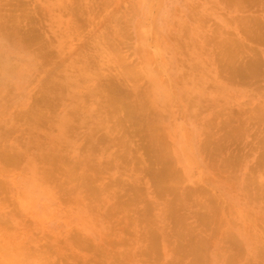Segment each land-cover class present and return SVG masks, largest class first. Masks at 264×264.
I'll return each instance as SVG.
<instances>
[{
	"label": "rangeland",
	"instance_id": "1",
	"mask_svg": "<svg viewBox=\"0 0 264 264\" xmlns=\"http://www.w3.org/2000/svg\"><path fill=\"white\" fill-rule=\"evenodd\" d=\"M2 1L9 9L0 7L1 15L23 14L22 31L35 34L32 42L43 41L46 53L39 60L52 64L59 57L60 63L75 64L58 72L60 79L79 75L85 61L99 87L95 102L104 106L93 104L82 89L90 103L83 100L81 111L110 114L133 151L111 175L104 174L110 191L96 200L89 186L66 194L64 174L53 181L32 153L21 160L34 158L35 168L22 161L0 174V264H264V0ZM31 18L42 27L32 26ZM23 24L34 28L26 31ZM193 27L195 36L189 33ZM99 35L104 37L99 48L108 50L103 56L95 55ZM146 64L160 82L167 81L172 100L152 101ZM46 71L23 87L40 84ZM182 84L204 91L198 101L203 96L201 107L210 120L202 132L197 120L184 117L188 102L176 97L186 91ZM186 97L193 101L197 95ZM47 127L42 125L39 139L45 144ZM181 128L197 135L191 154L182 140L175 144L171 138ZM21 137L18 129L14 138ZM68 138L75 146L63 145L62 153L83 158L74 149L77 138L71 133ZM93 155L104 167L107 156L99 150ZM41 178H48L44 187Z\"/></svg>",
	"mask_w": 264,
	"mask_h": 264
},
{
	"label": "bare ground",
	"instance_id": "2",
	"mask_svg": "<svg viewBox=\"0 0 264 264\" xmlns=\"http://www.w3.org/2000/svg\"><path fill=\"white\" fill-rule=\"evenodd\" d=\"M3 1L1 3H3ZM4 3H5V7L9 5V4L6 5V2ZM13 4H16V3H13ZM21 4H22V1H21ZM66 5L64 4L62 8L65 7ZM71 5H72V2H71ZM25 6L27 8V5ZM0 7L1 9H3L4 5H3V8L2 6ZM74 7L72 8L76 10L75 13H77L79 10V7H78V10ZM6 9H9V8H6ZM6 9H3V10H6ZM35 9L36 8H33V10ZM83 9H81L82 11L80 10L82 13H83ZM64 10H67V9H64ZM12 11L11 13L14 14L15 16L16 13H13ZM36 11L32 13L26 12V15L33 14V13L36 14ZM21 12L24 13L22 10ZM1 14L0 16H3L2 17L3 20H0V21H2L3 23L6 22V19H7L6 17L8 18L12 17L11 14H10L11 17L9 15L5 16ZM17 15L15 17H17ZM33 15H29V17H32ZM23 16L24 15L22 14V17ZM22 17H20V19H18L17 17L16 20H14L13 18L11 24L9 21H8L9 24L7 23L2 24V22L0 23L2 24V26L0 25V164H1L0 174L11 172L10 170L20 165L22 161H25L27 163L28 169H33L35 168L34 167L35 159L39 158L43 169L46 170L45 174L49 178H53V181L58 180V178L62 175L61 173L64 174L62 176L67 178V184H66V187L63 186L62 190L66 192V194L68 195L76 187H80L79 189L84 190L85 186H89L92 193L95 194L94 196H96L98 193H100L101 195L102 191H104V193L108 192L110 191V188L106 184V180H105L106 177H104V174H107V173L110 174L109 172L110 171L112 172V170L115 171L114 170L116 169L115 166H118V163H119L118 161L125 162V160L123 159H127V157L129 158V155L133 151L131 150V143L128 141V139L126 138L125 134L122 133V131L121 133L123 134V138L120 136V132L117 130L119 126L114 121H112L113 117L110 114L105 113L103 109L102 111L101 109H97V111L94 112L95 114H91V115H90L91 111H89L88 116L86 113H84L85 112L84 110L83 112L81 111V107L83 105L81 107L80 105L83 104V100L86 99L83 97L86 96L87 99L88 97L94 99L96 94H98L97 89L99 88L97 86L98 84L94 83L93 74L90 71L87 64L85 63V61L82 62V65L79 69V75L77 74L76 77H72L71 75L66 73L64 78L60 79L58 77V72L67 71L69 66L75 68V64L73 62L69 64H65L64 61L60 63L59 57L57 58L58 60L56 59V61L52 62V64H50L51 60L48 61L46 59V61L44 62L39 60L43 58L41 54H43L42 44L44 45V43H42L43 42L42 40L44 39H42L43 36L41 37V33H44V32L43 30L42 32L40 30H38L37 32V34L41 32L40 36L39 34L38 36L39 38L41 37L40 39H42L41 40L42 44L38 42V40H36L35 42L30 41L35 38V34L29 33V32L24 33V31H22V28H23L21 27L22 22L18 21V20H21ZM25 17L26 16H24L23 18ZM32 18H31L32 21L30 20V22H33L34 20H36ZM37 22L38 24L40 23L39 20H37ZM33 24L34 26L38 25V24H35V21L31 25L33 26ZM28 25L27 27L24 26L25 28H27L26 31H28L29 27L31 29L34 28L31 26L28 27ZM144 25L145 24L143 21H140L138 24V31H139L138 37H139V42L141 46L144 44L145 36H146L145 31L143 30ZM38 27L40 26L38 25ZM21 31L23 32V34H26V35H22ZM189 31H190L189 33L192 34L193 36L197 35V31L195 27H193ZM96 38H97V42H96L97 51L95 55L103 56V55L108 54V50L106 48H105L106 52L105 50H101L99 48V46H101L102 44L101 39H103L104 37H101L99 35V36H96ZM21 41L22 42L24 41L23 42L24 44H22ZM46 42H49V40L48 41L46 40ZM158 44H159V41H158ZM160 47L163 48L165 47V45H161ZM80 54L81 53L78 52V55ZM84 56L86 55L84 54ZM84 56H82V58H84ZM146 66L148 69L149 77L151 78L152 83H153L152 89L150 91L152 101L155 104H157L158 100L159 101L170 100V99L172 100V97H170V95L168 94L169 89H167L166 87L168 86L167 81L160 82V79L157 77L156 73L152 69H150V67L147 64ZM54 69H56L57 71L53 72ZM39 70H47L46 75L42 79H40L41 83L36 84L37 86L35 85L33 88H30V87L24 88L23 86H25V84L27 85L33 80V78L37 76V72ZM14 72H16V75L14 74ZM182 86H184V84H182L180 87L181 89H184L186 91L180 90L179 94H176V97L182 99L183 102L185 101L188 102L186 104L187 109H185L184 117L187 118L189 116V117L194 118V120H197L198 133L200 131L202 132V130L204 129H208V125H209L208 121L210 119L207 120L205 118V114L203 113L204 111L202 110L201 103H200L203 96L198 101V95L200 96L204 95V91H202L203 94H200V92L197 91V88L200 89L198 87L199 85L197 84H192L191 87L188 86L189 88H184ZM217 87L221 88L219 85H217ZM223 87H225L223 92L228 91L226 86H223ZM82 89L88 91L89 93L88 92L87 93L89 95L88 96L85 94H83L84 96L81 95L80 91ZM221 89H218V91H221ZM194 93L197 95V97L193 99V101L192 100L188 101L189 97L185 98V96L187 95L191 96ZM219 93L221 94V92ZM22 95H26V98L25 99H22V97L20 98V96ZM222 95L223 96L227 95V93L222 94ZM187 98L188 100H186ZM87 99H86V103L89 104L90 102L88 103ZM96 99L98 102V98H95L93 104L97 103L95 102ZM211 101L213 102L215 101V99ZM230 101H231V98H230ZM97 104H100V105H96L98 107V106H101L102 103H100L99 101V103ZM85 110L87 111V108ZM194 110H195V114L192 113ZM260 110L258 112L262 111ZM189 111L192 113V115L187 114ZM110 123H113V124L109 126ZM42 125L49 126L47 127L48 131L46 132V138L48 140V144H45L44 142L39 141L41 137L40 135L42 131L41 130ZM91 126L93 127L96 126V127L92 128ZM181 127L183 128V126ZM54 128L57 130L56 134L53 133ZM84 128H87L88 130L87 133H84L83 131ZM182 128L179 131L177 130V131L171 132L173 133L171 138L175 140L176 142L175 144H179L182 140V143L187 146L186 152L191 154L192 153L191 150L193 147L192 146L193 143L191 144V138L194 136L196 137L197 135L196 133H192L190 135L188 131H183ZM18 129L19 131L22 132V137L21 139L19 138L20 141L15 140L14 138V135ZM35 132L37 133L36 135H34ZM69 133L73 134L77 138L76 145L78 146L74 149L76 151H79V150L83 151L84 153V155H82L83 158L82 157L81 158L71 157L67 153H62L63 145H65L66 147L75 146L68 138ZM81 141H85L86 143L83 145L82 143H80ZM81 144L82 146H80ZM175 149L176 151H178V156H180L182 154L181 148H177V146H175ZM96 150H99L100 153L107 156L106 157L107 163L104 165V167H102V165L99 162H97L95 155H93ZM30 153H32L31 155L35 156V159L34 158L25 159L24 158V160H21L24 157V155H27ZM181 160L183 159L181 158ZM79 173L81 175V179L80 177H78L80 176L78 175ZM41 179L43 181L44 178H41ZM41 179H38V181ZM46 179L48 178H45V180ZM44 181L42 182L43 187H44ZM101 182H104V185H103L104 187H100ZM38 184L40 185L39 182ZM115 186H117V184L113 183V187ZM87 190L89 189L87 188ZM99 197L100 196L97 195L95 200ZM116 197L120 199L118 195ZM118 199L116 200L113 199V200H115L118 204L120 203L118 202ZM117 204L116 206L120 205V204L118 205ZM114 208L115 207H113L112 209ZM118 209L116 210L118 211ZM241 230L238 229L239 234L241 233ZM135 237L136 236H134V238ZM119 238L121 237L119 236ZM201 245L203 248L205 247L204 244H201ZM40 260L45 261L46 257L40 258ZM49 264H53V263L50 262ZM54 264H57V263L54 262Z\"/></svg>",
	"mask_w": 264,
	"mask_h": 264
}]
</instances>
